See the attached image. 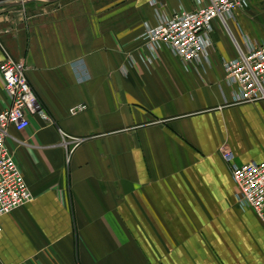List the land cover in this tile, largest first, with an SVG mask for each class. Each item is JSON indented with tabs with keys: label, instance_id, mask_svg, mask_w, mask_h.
Returning <instances> with one entry per match:
<instances>
[{
	"label": "crops",
	"instance_id": "1",
	"mask_svg": "<svg viewBox=\"0 0 264 264\" xmlns=\"http://www.w3.org/2000/svg\"><path fill=\"white\" fill-rule=\"evenodd\" d=\"M154 1L170 15L198 7L0 3V61L5 50L24 63L56 123L34 114L23 131L9 127L33 198L0 217V264H264V221L237 204L220 154L264 159V100L231 103L222 67L237 56L233 38L264 43V0L234 9L228 29L213 20L208 59L188 66L165 45L147 51ZM2 88L0 76V112Z\"/></svg>",
	"mask_w": 264,
	"mask_h": 264
},
{
	"label": "built area",
	"instance_id": "2",
	"mask_svg": "<svg viewBox=\"0 0 264 264\" xmlns=\"http://www.w3.org/2000/svg\"><path fill=\"white\" fill-rule=\"evenodd\" d=\"M25 0H0V3H21ZM194 10H183L168 14L161 6L154 5L155 24L145 25L142 39L151 56L156 57L163 45L178 56L185 66L203 63L208 59L211 45L212 21L220 20L228 29V21L236 8L243 9L247 0H195ZM237 56L223 60L224 79L232 89L233 104L259 102L264 100V43H253L243 37L242 43L234 38ZM0 61V76L3 91L9 99L8 106L0 112V217L25 206L33 195L26 184L22 170L17 164L13 151L7 146L9 127L23 131L29 125V116H38L47 124L56 125L38 100L29 84L23 62L14 60L7 52ZM145 62L148 57L138 56ZM133 58H131L132 60ZM78 104L69 109L74 115L85 110ZM221 159L229 166L232 179L237 187L236 201L241 208H248L264 221V159L260 162L238 164L232 151L223 146ZM1 232V225H0Z\"/></svg>",
	"mask_w": 264,
	"mask_h": 264
}]
</instances>
